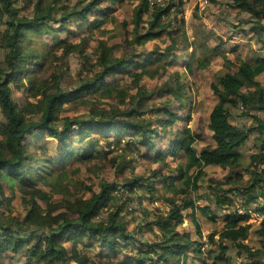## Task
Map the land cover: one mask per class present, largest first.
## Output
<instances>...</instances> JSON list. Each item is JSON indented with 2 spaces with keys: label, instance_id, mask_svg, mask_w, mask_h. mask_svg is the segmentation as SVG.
Wrapping results in <instances>:
<instances>
[{
  "label": "trees",
  "instance_id": "trees-1",
  "mask_svg": "<svg viewBox=\"0 0 264 264\" xmlns=\"http://www.w3.org/2000/svg\"><path fill=\"white\" fill-rule=\"evenodd\" d=\"M17 1L0 0V23L4 26L0 33V49L4 54L0 60V210L3 206L9 210L12 205L13 197L5 189L19 188L26 214L22 219L12 213L0 218V264H13L14 259H21L23 264H97L89 250L103 258L100 264H189L194 259L201 264H210V261L220 264L223 259L228 260L225 258L227 242L243 251L238 252L239 256L247 255L250 264H264V121L251 115V111L264 112V87L257 80L264 64L240 62L236 72L218 77L214 93L227 106L210 117L213 144L198 150L200 134L190 128L173 129L177 121L183 120L180 113L186 111L188 89L184 84L179 81L166 84L174 99L157 108L149 104L154 94H144L145 89L140 86L144 78L154 79L160 74L164 67L160 64L162 61L171 57L176 61L172 54L176 48H182L181 45L191 48L195 44L186 32L180 45L157 50L158 54L146 58L139 54L116 57V48L103 40L97 47L96 59H92L84 54V47L77 43L66 45L58 36L60 31H71V23L84 26L90 16L97 19L93 23L95 28L102 26L112 9L101 7L102 0L83 4L78 0H24L32 7L28 15L21 14ZM110 1L113 6L120 0ZM139 1L134 9L132 45L143 46L180 32L172 23L184 24V20H179L182 0ZM230 1L239 11L250 14L253 22L245 23L254 25L250 29L264 47V0ZM55 12L61 13L60 16ZM145 15L149 21L144 19ZM45 34L53 40L54 52L43 54L31 49L30 45L39 43ZM218 49L217 46L208 48V54L196 60L199 69H206L212 58L222 55ZM61 50V55L56 54ZM74 54L80 56L82 69L77 75L76 88L67 92L62 88L57 65ZM154 64L158 65L152 70ZM186 68L189 73L193 72L190 63ZM134 89L138 95H134ZM14 90H24L22 105L15 101ZM111 99L130 107H114L108 102ZM69 102L83 107L87 114L61 118L63 106ZM175 103L180 104L179 112L172 111ZM231 108L243 110L242 116L252 117L255 126L234 125ZM146 115L148 120L141 122ZM251 133L259 135L261 144L257 153L251 155L250 167L246 169L249 180L245 184L242 174L236 171L240 164L233 161L242 158V148ZM163 139L168 141V146L158 150L152 162L158 164L180 152L184 153L185 162L175 167L165 164L167 174L154 170L152 176L141 175L123 186L104 182L99 192L85 186L88 195L72 197V201L65 199L67 211L56 212L63 206L52 204L55 194L79 193L73 190L78 180L70 176V172L72 175L77 172L71 168L66 170L71 162L89 163L102 152H116L113 146L122 148L120 157L138 154L142 158L145 149H156L157 141ZM206 165L230 170L226 182H218L212 188L214 191L205 196L212 197L211 201L219 209L202 208L213 220L223 218L226 223L220 233L209 235L212 244H216L215 237L219 235L224 258L213 249L203 251L206 243L202 242L203 234L195 216H192L197 227L195 234L178 229L184 223L186 211L194 214L198 210L189 192L199 186ZM159 181L165 187L161 195L157 194ZM120 187L135 195L136 188L147 189L150 201L158 202L162 198L169 208L167 212L156 208L154 214L148 211L153 217L139 225L140 232L145 227L155 235L153 241L137 240L135 232L123 222L124 208L133 198L117 204L119 199L114 193ZM238 196L241 206L232 211ZM111 202L115 206L106 216H101L104 209H110ZM253 214L263 217L256 231L262 244L260 248L246 243Z\"/></svg>",
  "mask_w": 264,
  "mask_h": 264
},
{
  "label": "rangeland",
  "instance_id": "rangeland-1",
  "mask_svg": "<svg viewBox=\"0 0 264 264\" xmlns=\"http://www.w3.org/2000/svg\"><path fill=\"white\" fill-rule=\"evenodd\" d=\"M29 1V0H26ZM47 0L46 2H49ZM83 2H89L91 0H78ZM103 8L109 9V16H107L104 24L99 28H95L93 23L96 17L90 16L88 21L84 26L79 27L77 24L71 23L69 32L60 31L59 38L67 44L77 43L84 47V54L92 59H96L97 47L100 41H107L110 46L116 48V57L129 56L132 54H139L142 58L148 57V55L158 54L157 50H164L169 46L175 44L180 45L183 43L182 35L186 32L190 42L195 43L191 48L186 45H181L182 48H176L172 54L176 56V61L171 57L168 60L162 61L160 64L164 65L160 74L154 79L144 78L141 82V88H144V94H154L151 97L149 104L153 107L157 105L163 106L167 104L168 100L174 99L172 94L167 90L169 87H165L166 84L172 85L174 82H181L184 84L187 90L186 96L188 98L185 100L186 111L182 114L183 120L177 121L173 126L174 130L187 128L192 129L195 133L201 135V139L198 142L197 149L213 144V134L209 130L210 117L213 112L225 108L227 105L215 95L214 85L217 83L219 76L225 73H234L237 71L240 62H247L250 64H264V47H262L257 40V35L250 28L254 25L251 23L250 14L239 11L234 3L230 0H187L183 2L182 13L179 15V20H184V24L172 23L173 28H180V32H175L170 35L169 38L163 36L159 40L149 41L145 45H132L131 41L134 39V9L140 4L139 0H120L113 6L110 5V0H102ZM168 0H166L167 2ZM84 3V4H85ZM18 7L21 8L22 15L30 14L32 7L25 4L24 0L17 1ZM57 10V8H56ZM57 16L61 13L55 12ZM175 14L173 15L174 18ZM144 19L149 21V16H144ZM251 21L245 23L247 21ZM4 26L0 23V33L3 32ZM42 38L39 43L33 42L30 46L31 49H37L39 52H54L52 44L53 40L47 35H41ZM173 38V39H171ZM184 46V47H183ZM217 46L222 55L214 57L211 59L209 66L206 69H199V64H197L198 59L202 58L204 54H208V48ZM63 51H59L56 54L61 55ZM4 54L0 49V60L3 59ZM154 57L160 58L157 55ZM192 65L193 72L189 73L187 71L186 65ZM81 58L79 55L74 54L66 60H60L58 62V74L61 75V80L63 82L62 88L65 91H73L76 88V83L78 80V73L82 69L80 66ZM158 64L151 66L154 70ZM49 75H47L48 77ZM257 80L264 87V70H262ZM134 95H138L137 89L133 90ZM24 90H14L15 101L22 105L25 102ZM114 107L119 109H125L127 106L119 105L120 102L117 99H111L108 101ZM184 102V101H183ZM125 107V108H124ZM157 108V107H156ZM172 111L179 112L180 104L175 103L172 105ZM63 111L61 118L67 117H77L87 114L85 109L81 106L75 105L74 102L65 103L63 106ZM232 122L234 125L242 128H252L255 126L254 119L250 116H242L243 110L231 108ZM251 115L258 116L264 121V112L251 111ZM149 115L143 117L141 122L147 121ZM171 138V134H167ZM264 138V137H263ZM169 139V138H167ZM158 144L156 149H145L141 153L142 158L138 154L129 156L128 154L123 155L122 148L114 149L117 150L113 153H101L98 157L93 159L91 162L82 164L71 162L66 170L69 168L76 171L74 180H78L75 184L73 190L78 194L75 196L59 193L54 195L53 205H61L56 212L67 211V205L64 200L67 199L72 201V197L78 198V196L84 197L88 195L85 186H92L93 190L96 192L100 191V186L102 183H117L123 186L127 181H133L141 175L147 177L152 176L154 170H163L164 174H167V170L164 169L165 164H170L171 166H176L178 163L185 162V156L183 152L178 153L176 156L169 155L165 160L158 164H154L152 159L157 156V151L160 149H165L168 146V141L163 139L162 141H157ZM261 140L259 135L251 133L250 137L242 148L243 156L241 159H235L234 164H240L236 171L242 174L244 177V182L249 180V174L246 170L251 164V155L257 153ZM118 157V159H117ZM125 158V159H124ZM115 161V162H114ZM165 162L164 164H162ZM205 176L199 182V186L189 192V196L192 197L197 204L198 210L193 213L186 211V218L184 223L179 226V230L188 231L195 234L197 229L196 225L192 222L195 216L199 221V226L201 228L203 239L202 242L206 244L203 246V251H208L210 249L215 250L221 258H224V253L222 252L220 245L219 235H216L215 243L212 244L209 240V235L214 232H219L225 228V221L223 218H218L213 220L202 208L210 207L213 210L219 209L216 207L211 199L206 198L208 194L211 193L212 188H214L218 182H226L227 177L230 174L229 169L221 168L220 166H208L204 167ZM153 180H150L152 183ZM183 185V184H180ZM157 189H159L158 195H161L165 191L163 183H156ZM228 188V186H224ZM43 189L49 190V188L43 186ZM137 189L138 194H131L126 188L120 187L115 191V196L117 197L116 203L122 204L127 199L133 198V200L127 204L126 209L124 208V223L129 229L135 232L137 240H147L153 241L155 235L148 231L147 228L143 227V231L140 232L139 225L141 223L148 222L156 211L167 212L169 208L163 203L162 198L158 202L150 201L149 193L147 189ZM5 192L8 196H12V205L8 210L7 207L3 206L0 210V218H7L10 213L14 216L22 219L26 210L23 206L22 193L19 188H15L13 191L6 188ZM134 196V197H132ZM126 198V199H125ZM240 196L236 199L235 206L231 208L232 211L239 209L241 206ZM125 199V200H124ZM44 208L46 205L41 202ZM118 205V207L120 206ZM115 205L111 202L110 209H104L101 216H106L107 212L112 210ZM128 210V211H127ZM150 211L152 214L149 216L147 212ZM75 218V216H72ZM263 217H258V215L252 216L250 224H252V229L249 234V238L246 243L252 248H260L262 244L260 239L256 234L257 229H259L260 222ZM228 251L226 252L225 258L220 264H250V260L247 255L243 257L239 256V249L232 244L227 242ZM87 252V249H86ZM89 255L97 262L101 263V256H96L94 250L88 251ZM106 254V253H101ZM8 256H12L8 254ZM11 258V257H10ZM124 259V257L122 256ZM106 259H109L106 258ZM117 260V259H115ZM247 260H249L247 262ZM13 264H23L20 260H13ZM212 261H210V264ZM189 264H201L198 260H190Z\"/></svg>",
  "mask_w": 264,
  "mask_h": 264
},
{
  "label": "built area",
  "instance_id": "built-area-1",
  "mask_svg": "<svg viewBox=\"0 0 264 264\" xmlns=\"http://www.w3.org/2000/svg\"><path fill=\"white\" fill-rule=\"evenodd\" d=\"M152 2L154 1V2H161V1H163V0H151ZM183 2H186L187 0H182Z\"/></svg>",
  "mask_w": 264,
  "mask_h": 264
}]
</instances>
